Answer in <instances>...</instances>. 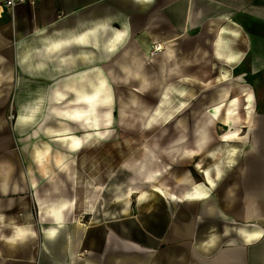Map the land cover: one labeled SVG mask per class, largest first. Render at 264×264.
I'll return each mask as SVG.
<instances>
[{
	"label": "crops",
	"instance_id": "crops-1",
	"mask_svg": "<svg viewBox=\"0 0 264 264\" xmlns=\"http://www.w3.org/2000/svg\"><path fill=\"white\" fill-rule=\"evenodd\" d=\"M149 38L165 49L159 70L166 81L221 86L240 64L253 86L264 87V0H40L0 18V264H264V113L244 84L237 95L227 88L225 101L215 90L199 113V123L214 114L215 126L207 120L189 130L176 120L174 133L193 137L191 146L177 137L173 149L194 166L173 175L171 188L157 186L185 202L159 196L133 216L123 203L119 213L108 206L105 219L85 220L93 213L79 155L97 136L71 153L58 133L73 134L64 140L79 148L78 136L91 132L83 122L98 115L85 117L82 103L113 102L115 82L132 76L143 83L134 91L146 89L150 80L131 74L130 63L144 68ZM180 40H187L181 59ZM175 97L174 117L190 107L183 90ZM11 98L16 141L2 113ZM77 111L84 116L68 114ZM49 136L65 153L55 156ZM72 156L69 174L63 167Z\"/></svg>",
	"mask_w": 264,
	"mask_h": 264
},
{
	"label": "rangeland",
	"instance_id": "rangeland-1",
	"mask_svg": "<svg viewBox=\"0 0 264 264\" xmlns=\"http://www.w3.org/2000/svg\"><path fill=\"white\" fill-rule=\"evenodd\" d=\"M163 10L164 13H169L170 9L164 7ZM148 40L151 41V44L148 48V61L144 68L137 69L136 65L138 64H135L134 61L130 63L133 74L140 72L141 75L147 76L150 80L146 85V89L140 93L134 91L138 88L141 89V85H143L139 79H135L137 76H132L129 81L122 79L119 82H115L113 85V102L102 100L96 102L94 110L95 114L97 113L98 115H95L92 119H85L83 122L82 126L91 132L84 136L81 135L82 137L78 136L81 140L78 143L79 148H75V144H68L64 140L71 135L65 137L58 133L60 141H64L67 144L71 153L80 151L89 139L97 136L91 140V144L87 146L88 148L84 149L83 153L79 155L80 158H83V164L78 168L79 172L84 175L83 185L88 194L86 210L93 213L85 218L86 221L96 216L99 220L105 219L102 216L107 212L108 206L110 213H119L123 203L117 204V202L113 203V201L117 194L122 191L127 192L129 187H139L138 192L142 190L148 191L151 189L150 186H157L163 183L168 188H171L174 177H181L187 169H193L195 161L183 160L185 158L181 154L184 151L177 152L175 151L176 147L173 149L174 143H178L176 141L177 137L185 136L186 142L187 139L190 141V146L192 145L191 136L193 137V135L187 133L176 135L174 133L177 130L176 120L184 121L185 126L189 130L194 129L201 120L196 121L199 113L209 104V100L214 95L215 90L226 87L231 90L233 95H237L239 94V89L247 85L252 90H256L258 95L255 110L260 114L264 113V87L251 84L250 78L246 77L248 73L247 65L241 70L237 69L240 64L229 67L227 69L231 73L227 74L229 81L227 84L217 85L218 87L211 83L214 82L213 80L210 81L211 84L204 86L189 84L187 79L176 80L170 77L166 81L162 79L159 70L160 54L156 53L157 45L160 42L155 41L153 38ZM175 46L180 50L179 56L181 59L183 51L187 49V40H180ZM154 54L159 57H153ZM120 57L119 54L116 60L119 61ZM217 71L219 73L220 70ZM240 77L245 78V80H238ZM177 90L184 91L185 102L190 104V107L188 111L186 110L174 117L173 110L177 103L175 101ZM133 98H136L137 101L133 100ZM70 104L73 105L74 103H69L68 109L73 107ZM56 105L59 106L60 104ZM57 106L52 105L51 109L54 110L53 112H56L55 108ZM3 107V118L13 135L15 116L17 114L16 102L11 98ZM82 108L85 111L90 109L86 103H82ZM108 111H111L109 116H107ZM38 120L39 118L36 121ZM138 122H140V125H138ZM186 127L185 129H187ZM217 127L221 128L224 126L220 123L217 124ZM218 131L223 132L224 130L220 129ZM220 132L216 134L217 138L218 136H223ZM13 137L14 141H16L15 135ZM71 137L75 136L72 134ZM54 139L53 136H49L45 138V141L51 144L54 151L52 152L55 156L60 151L65 153L63 149L58 148L56 143L54 144ZM179 147H182V145ZM74 149L77 150L72 151ZM17 151L21 153V145L19 144ZM74 163L75 160L72 156L71 162H68L63 167L67 173L74 174ZM118 184H121L120 190L116 189ZM138 196L137 194L132 198L130 206L132 207L130 208L131 216L137 211Z\"/></svg>",
	"mask_w": 264,
	"mask_h": 264
},
{
	"label": "bare ground",
	"instance_id": "bare-ground-1",
	"mask_svg": "<svg viewBox=\"0 0 264 264\" xmlns=\"http://www.w3.org/2000/svg\"><path fill=\"white\" fill-rule=\"evenodd\" d=\"M174 48V47H173ZM163 50H165L164 49V47H163V45H157V49H156V53H161ZM155 52V51H154ZM133 53V50L130 52V54H132ZM126 54V53H125ZM148 54H146L145 56L144 55H142L143 57H142V59H143V62L142 63H139L142 67L147 63V56ZM155 55V54H154ZM164 56V55H163ZM167 57V56H166ZM164 58L165 57H163V60H160V61H164ZM166 59V58H165ZM149 61H150V59H149ZM175 68V67H174ZM172 70V69H171ZM168 72V71H167ZM131 74H133V72L131 71ZM0 77H1V73H0ZM102 86L104 87V90H105V93H110V91H109V88H108V86H107V84H106V80H104V79H102ZM227 91H228V89L226 88V87H221L220 89H219V95H220V98H219V100L220 101H225V100H227V99H225L226 97H227ZM89 98V97H88ZM213 102H216V101H213ZM218 102V101H217ZM248 102V101H247ZM87 104H88V106L90 107V108H93V111H88V113H86V114H88V115H85V117H90L91 118V114L92 113H94L95 114V110H94V106H95V101L94 100H89L88 102H86ZM69 115H76V117L77 118H79L80 116H84L83 115V113H81V112H79V111H77L76 112V114H74L73 112L72 113H68ZM209 114V116L207 115L206 117H205V119H202V122H207V120L210 122V124L213 126L214 124H215V119H214V114H212V113H208ZM216 114V113H215ZM20 119V118H19ZM24 120V119H23ZM202 122H200L199 124H201ZM229 128H237L238 126H234V125H232V124H229V126H228ZM234 135H232V137H233ZM182 143V142H181ZM176 147V146H175ZM133 177H134V175H133ZM127 178V177H126ZM135 182H136V180H135ZM147 183H149V181H147ZM136 185V184H135ZM117 186V190H120L121 189V184H118V185H116ZM151 187V189L150 190H148V191H144V190H142V191H137V190H139L140 188L139 187H129L128 188V190H127V192H124V191H122V192H120V194H117L116 196H115V203L117 202V204L118 203H124L125 204V208H124V212L125 213H128L129 212V210H130V208H132V207H130L131 206V203H132V198L134 197V195H139L138 196V203L139 204H141V203H145V202H148V201H152V199H154V198H156V197H159V196H161V197H163V198H165V199H167L168 201H170V202H185L188 198H185V197H179V196H177V195H174V194H172V193H169L167 190H165V189H163V188H161V187H158V186H150ZM104 201V200H103ZM187 204V203H186ZM180 228H182V226L180 227ZM178 232V231H177ZM180 233V232H179Z\"/></svg>",
	"mask_w": 264,
	"mask_h": 264
},
{
	"label": "built area",
	"instance_id": "built-area-1",
	"mask_svg": "<svg viewBox=\"0 0 264 264\" xmlns=\"http://www.w3.org/2000/svg\"><path fill=\"white\" fill-rule=\"evenodd\" d=\"M40 0H1L0 1V18L3 15L14 17L17 9L21 6H35Z\"/></svg>",
	"mask_w": 264,
	"mask_h": 264
}]
</instances>
